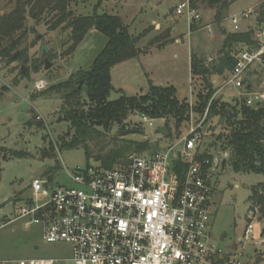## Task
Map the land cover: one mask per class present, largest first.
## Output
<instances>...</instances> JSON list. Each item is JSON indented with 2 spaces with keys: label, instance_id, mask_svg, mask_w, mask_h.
Wrapping results in <instances>:
<instances>
[{
  "label": "rangeland",
  "instance_id": "rangeland-1",
  "mask_svg": "<svg viewBox=\"0 0 264 264\" xmlns=\"http://www.w3.org/2000/svg\"><path fill=\"white\" fill-rule=\"evenodd\" d=\"M184 1L186 0H73L70 3L69 9L77 16H92L95 12L120 16L132 35L141 36L138 44L140 47L144 46L145 50L165 45L162 50H152L153 54L148 52L143 57L140 55L142 65L139 64L140 61L134 60L114 70L111 101L119 99L122 94L129 97L146 94L150 85L157 86L158 82L163 81L164 86L175 87L181 100L188 98L193 103L195 84L191 77L190 57L198 53L207 60L210 57L217 60L225 37L229 34L230 17L246 13L262 0H231L230 9L225 12L221 23H216L215 9L199 3L197 9L202 21L197 25V31L190 33L186 15L176 16L175 9ZM17 2L0 0V17L9 14L17 6ZM36 3L37 1L25 7L28 33L19 46L20 51H27L28 62L16 60L8 63V58L0 56V146L9 153L24 154L14 158L9 156L8 160L0 159V205L14 199L13 203L0 209V261L16 264L20 260L35 259L36 264H50L48 260L52 258L57 261L51 264H74L69 247L46 243L41 226L26 227V220L17 219L19 208L33 200L29 187L34 179H45L50 174V181L55 187L70 186L72 182L68 172L74 174L89 164H97L93 160L87 161L83 148L61 147V139L69 138V132L73 135L69 123L59 120L62 100H33L31 96L64 83L81 70L90 71L95 59L106 47L108 38L98 30H92L79 47L74 48L70 41L71 31H61L60 28L56 31L49 30V24L57 13L50 15L45 8L41 22L33 19L31 11L34 9L40 12L45 7L44 1ZM174 26H177L178 31L174 32L173 37L183 38L185 44H170L168 35L172 37ZM208 26L213 27L211 35ZM156 29H159V36L155 34ZM42 41H47L51 55L49 61L53 63L48 70H45L44 60L40 58ZM37 68L38 73L35 72ZM23 69L28 72V76H23ZM258 75L256 78L251 73L249 78L254 91H263L264 73L259 72ZM41 83L44 88L38 89L37 85H42ZM222 85L220 82L219 88ZM224 93L229 96L236 94L232 88L225 89ZM38 122H42V126H38ZM126 124L130 132L121 134L119 127L115 126L109 133L110 138L118 136L128 140L151 141L158 143L160 149L170 143L168 137L158 133L164 125L161 119H155L154 126L150 127L140 114H132ZM175 136H178L177 133ZM213 141L210 135H203L200 142L203 151L219 154L221 160L211 198L212 234L221 246H234L249 222L251 187L264 183V174L233 172L223 164L221 154L225 151L221 143H218L217 148H212L210 144ZM44 151L49 156L43 157ZM254 225L258 234L264 231V220L260 217L254 221ZM222 233L226 235L223 241L220 238ZM253 250L250 246L248 253L251 255Z\"/></svg>",
  "mask_w": 264,
  "mask_h": 264
},
{
  "label": "built area",
  "instance_id": "built-area-1",
  "mask_svg": "<svg viewBox=\"0 0 264 264\" xmlns=\"http://www.w3.org/2000/svg\"><path fill=\"white\" fill-rule=\"evenodd\" d=\"M263 5L264 0L228 20L230 34L254 30V43L238 44L231 51L235 67L221 86L234 89L248 107L264 104V90L254 91L249 78L251 73H264ZM175 10L179 17L186 15L189 33L193 23L202 21L190 0ZM207 28L211 35L213 27ZM208 59L209 64L216 61ZM205 117L198 125L191 122L182 139L153 154H133L127 164L114 168L99 164L68 172L70 186L55 187L51 177L34 179L33 200L19 208L17 219L26 220V227L41 226L46 243L69 247L74 264H256V256L264 252L263 231L258 234L254 225L259 210L251 211L236 245L221 246L212 234L211 198L221 160L212 153V159L195 160L203 151ZM141 118L154 126L155 119ZM178 160L189 164L183 182L174 171Z\"/></svg>",
  "mask_w": 264,
  "mask_h": 264
},
{
  "label": "trees",
  "instance_id": "trees-1",
  "mask_svg": "<svg viewBox=\"0 0 264 264\" xmlns=\"http://www.w3.org/2000/svg\"><path fill=\"white\" fill-rule=\"evenodd\" d=\"M17 1V6L9 14L0 17V56L8 58V63L16 60L28 62L27 51H20L19 46L28 33L25 7L36 1V4L44 1L45 7L40 12L33 9V19L41 22L45 8L50 15L57 13L49 24V30L56 31L60 28L61 31H71L70 41L74 48L79 47L92 30H98L108 38L106 47L97 56L90 71L81 70L64 83L31 96L33 100H62L59 120L69 123L73 135L69 132V138H62L61 147L83 148L87 161L93 160L97 165L114 168L116 165L127 164L128 158L133 154H153L160 149L158 143L151 141L128 140L118 136L110 138L109 133L115 126L119 127L121 134L130 132L126 121L132 114L164 120L171 132L168 139L175 142L188 133L191 122L198 125L207 113L203 122V135H210L214 139L210 144L212 148H217L218 143H221L222 149L228 152L223 164L235 173L264 174V104L248 107L245 100L225 102L216 97L219 84H214L215 79L224 81L230 77L235 67V60L230 57L231 51L238 44L254 43V30L227 34L223 48L213 64H209L198 53L191 56V75L195 84V99L192 104L188 98L181 100L175 87L155 85H150L146 94L129 97L121 93L119 99L111 101V93L114 91L112 69L142 54L138 44L141 36L132 35L120 16L100 15L97 12L92 16L75 15L69 9L73 0ZM190 1L195 9L199 3L215 9L216 23L224 20V14L229 11L232 3L231 0ZM261 9L260 21L264 18V5ZM199 23L191 25L192 31H197ZM169 37L170 35L168 39ZM172 42L174 39H170V43ZM35 72L38 73L39 68ZM22 74L24 77L28 76V72L23 71ZM73 90L76 91L72 92ZM37 125L42 126V122ZM218 127L221 129L217 130ZM23 155L22 152L9 153L0 146V159L8 160L9 156L14 158ZM42 155L46 157L49 153L44 151ZM205 158L212 159V154L208 150L201 152L200 149L195 160L204 161ZM188 168L189 164L184 161L174 163V171L181 182L184 181ZM251 193L250 210H259V217L264 220V183L252 186ZM255 260L256 264H264V252L259 253Z\"/></svg>",
  "mask_w": 264,
  "mask_h": 264
},
{
  "label": "crops",
  "instance_id": "crops-1",
  "mask_svg": "<svg viewBox=\"0 0 264 264\" xmlns=\"http://www.w3.org/2000/svg\"><path fill=\"white\" fill-rule=\"evenodd\" d=\"M177 16V15H176ZM153 23H155V22H153ZM158 25V24H157ZM178 31V28H177V26H174L173 28H172V37H170V39H174V43H176V44H180V43H184V39L183 38H174L173 37V35H174V32H177ZM156 33V36H159V34L160 33H158L159 32V29H156V31H155ZM201 39H203L202 37H201ZM174 43H170V44H172V45H174ZM185 44V43H184ZM167 45H169V44H167ZM165 46V45H164ZM164 46H162V45H160V46H154L155 48L154 49H147V50H145L143 47H140L139 46V48L142 50V54H141V56L143 57V54H147L148 52H151V54H153V51L152 50H162L163 48H164ZM160 48V49H159ZM151 57V56H150ZM177 57V55H175V58ZM190 59H191V57H190ZM134 60H137V61H140V56L139 57H137V58H134V59H130V61H128V62H124V63H121V64H118V65H116V66H114V68L112 69V72H111V78H113V73H114V70L115 69H117L119 66H123V65H125V64H129L130 62H133ZM191 61V60H190ZM191 63V62H190ZM139 64L140 65H142V62L140 61L139 62ZM139 64H137V65H139ZM192 76V75H191ZM259 75L258 74H256V78L258 77ZM192 82H193V79H192ZM220 82H222L223 83V81H222V79L219 81L218 79H215L214 80V84L215 83H218V84H220ZM112 83H114V78H113V81H112ZM164 83H163V81H161V82H158V84H157V86H164L163 85ZM114 87V86H113ZM252 87H254L253 86V84H252ZM224 90L225 89H222V87H220V88H218V90L216 91V97L217 98H221L222 100H224L225 102H228V103H232V102H234V101H236L237 99H238V96H237V93L236 94H234L233 96H229V95H226V93H224ZM120 91L121 92H123V90L122 89H120ZM124 93V92H123ZM148 93V92H147ZM42 98H39V99H37V100H41ZM229 101H231V102H229ZM166 145H167V143H166ZM164 147H166V146H164ZM225 154H227V157H228V153L227 152H225Z\"/></svg>",
  "mask_w": 264,
  "mask_h": 264
},
{
  "label": "water",
  "instance_id": "water-1",
  "mask_svg": "<svg viewBox=\"0 0 264 264\" xmlns=\"http://www.w3.org/2000/svg\"><path fill=\"white\" fill-rule=\"evenodd\" d=\"M40 37V36H39ZM48 55H49V48L47 46V41H42V44H41V51H40V58L44 60V63H45V70H48L50 69L52 66H53V63H51L49 61V58H48ZM23 71L25 72V69H23ZM78 89H80V87H78ZM76 90H73L72 92H74ZM71 93V92H70ZM170 128H168L167 124L163 125L162 127H160L158 133L160 135H162L163 137H169L171 135V132L169 130ZM51 175L49 174V176L47 178H49ZM31 187H29L30 189ZM14 202V199H9L7 200L5 203L1 204L0 205V209L13 203ZM225 235L222 237V240L224 239Z\"/></svg>",
  "mask_w": 264,
  "mask_h": 264
},
{
  "label": "flooded vegetation",
  "instance_id": "flooded-vegetation-1",
  "mask_svg": "<svg viewBox=\"0 0 264 264\" xmlns=\"http://www.w3.org/2000/svg\"><path fill=\"white\" fill-rule=\"evenodd\" d=\"M224 236V234L222 233V234H220V238H221V240H222V237ZM225 237H226V235H225ZM225 237H224V239H225ZM223 239V240H224Z\"/></svg>",
  "mask_w": 264,
  "mask_h": 264
}]
</instances>
